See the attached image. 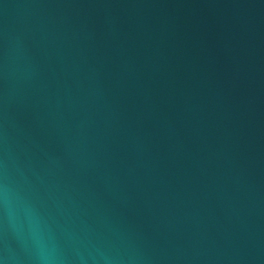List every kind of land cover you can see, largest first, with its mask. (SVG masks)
Returning a JSON list of instances; mask_svg holds the SVG:
<instances>
[{
  "label": "water",
  "instance_id": "water-1",
  "mask_svg": "<svg viewBox=\"0 0 264 264\" xmlns=\"http://www.w3.org/2000/svg\"><path fill=\"white\" fill-rule=\"evenodd\" d=\"M0 264H264V0H0Z\"/></svg>",
  "mask_w": 264,
  "mask_h": 264
}]
</instances>
